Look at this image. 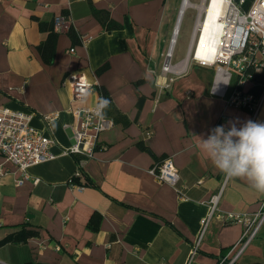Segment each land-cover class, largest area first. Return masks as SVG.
Instances as JSON below:
<instances>
[{"label":"crops","instance_id":"0c3cea01","mask_svg":"<svg viewBox=\"0 0 264 264\" xmlns=\"http://www.w3.org/2000/svg\"><path fill=\"white\" fill-rule=\"evenodd\" d=\"M92 8L119 27L106 31ZM53 20L59 21L55 54L46 65L37 50L45 38L39 22ZM175 21L169 0H0V108L32 112L31 126L54 140V158L30 167L19 186L20 174L4 163L0 239L19 228L38 235L1 246L0 264H227L242 227L217 215L261 213L264 194L217 169L198 137L230 122L264 123V98L253 118L228 106L222 90L211 91V68L190 64L180 76L163 75ZM73 73L94 85L81 103L72 102ZM101 95L110 101L105 111L112 126L81 166L80 156L63 152L73 144L70 110L93 107ZM49 114L57 117L47 124L42 116ZM166 157L186 199L149 173ZM77 170L91 186L69 185ZM220 189L202 230L206 203ZM233 264H264V220Z\"/></svg>","mask_w":264,"mask_h":264},{"label":"built area","instance_id":"2783aa9c","mask_svg":"<svg viewBox=\"0 0 264 264\" xmlns=\"http://www.w3.org/2000/svg\"><path fill=\"white\" fill-rule=\"evenodd\" d=\"M187 1L186 9L192 7L196 10L188 51L183 60L173 64L172 53L168 58L170 43L161 73L180 76L185 73L190 63L211 68L213 70L211 91L222 90L228 106L245 110L253 118L256 117L264 98V0H222L215 6H211L212 0H200V3L195 6L189 0ZM249 1L250 3L246 5ZM200 5L203 7L207 5V11L205 12L204 9L200 11ZM208 13H210L209 26L212 34L199 48L203 32L200 23L206 21ZM58 25L59 21L56 20L54 29ZM184 61L186 63L183 67ZM69 78L72 102H83L82 90L92 91L94 85L83 74L73 73ZM173 80L174 78L168 79L164 86L167 87ZM94 107L78 105L70 110L74 121L68 127L71 130L73 144L63 152L80 156L81 166L93 157L99 134L112 126V122L105 118L102 122L103 130L97 131L99 122L92 115ZM32 117L33 113L28 110L14 111L0 108V156L3 160L0 162V178L8 174L9 171L4 163H9L20 174V178L15 182L17 186L29 177L30 167L54 158L50 152L54 140L31 126ZM56 117L57 114L43 115L42 120L48 124ZM149 173L158 182L171 186L179 199H186V187L179 184V172L170 158H163L154 164ZM79 174L80 171L77 170L74 175ZM34 181L37 182V180ZM69 185L78 189L82 188L70 181ZM220 192L221 189L206 203L208 213L201 220L202 230L214 215ZM217 219L242 227L240 238L229 252L231 256L227 264H233L257 236L264 220V211L253 214L227 212L218 214ZM195 249L191 251V254Z\"/></svg>","mask_w":264,"mask_h":264},{"label":"clouds","instance_id":"9594fccd","mask_svg":"<svg viewBox=\"0 0 264 264\" xmlns=\"http://www.w3.org/2000/svg\"><path fill=\"white\" fill-rule=\"evenodd\" d=\"M92 94L90 89L81 93L84 101ZM109 106L108 99L98 97L92 113L99 122L97 131L103 130ZM198 138L199 147L217 169L229 178L245 179L251 188L264 194V123L247 120L236 127L230 122L227 129L219 125L210 130L207 139Z\"/></svg>","mask_w":264,"mask_h":264},{"label":"trees","instance_id":"16d2710c","mask_svg":"<svg viewBox=\"0 0 264 264\" xmlns=\"http://www.w3.org/2000/svg\"><path fill=\"white\" fill-rule=\"evenodd\" d=\"M249 3L250 1L246 5H248ZM91 11L93 13V16L102 23L106 31H113L119 27L109 19L107 13L97 11L95 8H92ZM39 30L41 33L45 34V38L38 45L37 50L39 52V55L43 63L49 65L53 62L54 59L55 44L57 40V33L54 29V20L48 23L39 22ZM67 35L69 36L73 44L79 42L78 37L72 27L68 28ZM105 68H106L105 66L101 67L100 71H103ZM69 181L74 185H78L82 187H87L92 185V181L90 180V178L83 173H80L77 176L76 175L72 176ZM37 235L38 234L35 231L19 228L10 235H7L4 238L0 239V247L9 243H17V244L24 243L27 239L36 237ZM27 264H42V263L30 262Z\"/></svg>","mask_w":264,"mask_h":264},{"label":"rangeland","instance_id":"374dc122","mask_svg":"<svg viewBox=\"0 0 264 264\" xmlns=\"http://www.w3.org/2000/svg\"><path fill=\"white\" fill-rule=\"evenodd\" d=\"M169 1L175 7V20H176L177 13L180 8L181 0H169ZM189 2L195 6L200 3V0H189ZM195 17H196V10L192 7L187 8L183 12L172 52V57H171L172 63L178 62L183 58H185L193 32Z\"/></svg>","mask_w":264,"mask_h":264},{"label":"bare ground","instance_id":"6f19581e","mask_svg":"<svg viewBox=\"0 0 264 264\" xmlns=\"http://www.w3.org/2000/svg\"><path fill=\"white\" fill-rule=\"evenodd\" d=\"M222 2V0H212V5L211 6H215V5H218ZM188 5V1L187 0H183V2L181 3V7H180V11H179V17H178V21H177V24L174 28V35L172 37V41H171V45H170V50L168 51V58L170 57L171 53H172V49H173V45L175 44V40H176V37H177V33H178V28H179V23H180V20H181V17H182V14L183 12L185 11L186 7ZM200 11L202 9L205 10V12L207 11V5L205 7H203V5H200ZM211 19H210V13H208V17L206 19V21L203 23V21H201L200 23V28L202 29L203 28V32H202V37H201V40H200V43H199V48H201L203 45H204V40L208 37L211 36L212 34V31H211V28L209 26V23H210ZM199 56V54L197 55V57ZM185 61L182 63V65H185Z\"/></svg>","mask_w":264,"mask_h":264},{"label":"water","instance_id":"95a60500","mask_svg":"<svg viewBox=\"0 0 264 264\" xmlns=\"http://www.w3.org/2000/svg\"><path fill=\"white\" fill-rule=\"evenodd\" d=\"M180 7H181V5H180ZM179 11H180V8H179ZM179 11H178V13H177V17H176V21H175L174 28H175V26H176V24H177V21H178ZM173 35H174V29H173V32H172V37H173ZM171 41H172V40H170V43H171Z\"/></svg>","mask_w":264,"mask_h":264}]
</instances>
